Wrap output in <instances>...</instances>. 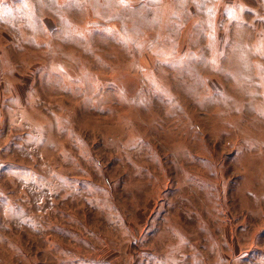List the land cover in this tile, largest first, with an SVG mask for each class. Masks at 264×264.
I'll return each mask as SVG.
<instances>
[{
  "label": "rangeland",
  "instance_id": "obj_1",
  "mask_svg": "<svg viewBox=\"0 0 264 264\" xmlns=\"http://www.w3.org/2000/svg\"><path fill=\"white\" fill-rule=\"evenodd\" d=\"M0 264H264V0H0Z\"/></svg>",
  "mask_w": 264,
  "mask_h": 264
}]
</instances>
